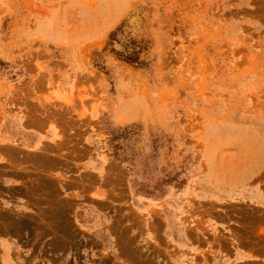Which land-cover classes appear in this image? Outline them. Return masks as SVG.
Segmentation results:
<instances>
[{
  "label": "rangeland",
  "instance_id": "obj_1",
  "mask_svg": "<svg viewBox=\"0 0 264 264\" xmlns=\"http://www.w3.org/2000/svg\"><path fill=\"white\" fill-rule=\"evenodd\" d=\"M260 184L264 0H0V264H211Z\"/></svg>",
  "mask_w": 264,
  "mask_h": 264
},
{
  "label": "crops",
  "instance_id": "obj_2",
  "mask_svg": "<svg viewBox=\"0 0 264 264\" xmlns=\"http://www.w3.org/2000/svg\"><path fill=\"white\" fill-rule=\"evenodd\" d=\"M43 141V139H41ZM18 182L10 181L9 186H18ZM248 206L253 209L264 211V184H260L257 187H247L243 190L242 195ZM17 203L19 209L26 211V202L23 199H19ZM147 200V199H146ZM158 202L157 199H152ZM216 199L214 198V201ZM152 201V202H155ZM240 201V202H241ZM141 202V201H140ZM139 200L138 203L140 204ZM233 202H238L234 201ZM147 202H142L146 207ZM264 224V221L262 222ZM214 246L209 247V255L211 257V264H264V226L253 229L254 235L257 236L255 241H258L260 245L255 246L248 242V239L244 238L241 224L235 220H231L228 217H216L214 216ZM164 228H167L164 226ZM166 234V229H164ZM183 244H187L184 240ZM10 250L15 251L14 244L10 243ZM188 249V248H186ZM23 251V250H22ZM19 251L22 255L25 251ZM196 255L203 254L202 251H198L197 247L191 250ZM17 252V251H16ZM185 253H183L184 255ZM180 255V256H183Z\"/></svg>",
  "mask_w": 264,
  "mask_h": 264
},
{
  "label": "trees",
  "instance_id": "obj_3",
  "mask_svg": "<svg viewBox=\"0 0 264 264\" xmlns=\"http://www.w3.org/2000/svg\"><path fill=\"white\" fill-rule=\"evenodd\" d=\"M109 43L106 49H109L120 61L138 68H147L148 63L142 59L145 48L140 45L130 34H126L123 26H119L112 31L109 36ZM101 69L106 67L99 65ZM134 189V186L132 187Z\"/></svg>",
  "mask_w": 264,
  "mask_h": 264
}]
</instances>
